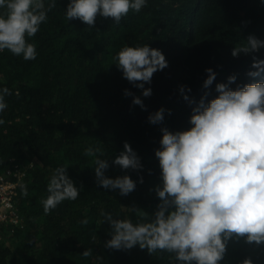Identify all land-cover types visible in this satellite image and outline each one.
Wrapping results in <instances>:
<instances>
[{"label": "trees", "instance_id": "16d2710c", "mask_svg": "<svg viewBox=\"0 0 264 264\" xmlns=\"http://www.w3.org/2000/svg\"><path fill=\"white\" fill-rule=\"evenodd\" d=\"M69 2L56 0L46 22L28 38L36 46V59L0 52V88L11 91L0 113L5 121L0 125V173L13 170L11 179L18 182L14 199L22 217L18 224L1 225L0 264H176L168 251L150 254L138 244L108 248L111 226L103 213L135 223L156 211L162 169L155 152L162 128L175 132L191 127L194 105L184 99L182 85L198 103L205 92L208 100L217 96L216 84L227 83L231 75L237 77L233 89L264 80V74L248 75L253 58L264 59V49L232 55L249 35L264 39V0H148L119 24L98 15L91 28L78 18L66 19ZM146 43L161 49L169 65L154 73L145 85L152 94L143 97L123 77L115 57L125 45ZM209 67L217 76L205 89ZM126 89L141 95L146 107L134 105ZM161 107L164 120L151 123L149 115ZM126 141L140 156L142 169L112 163ZM90 147L109 159L107 176L130 175L137 182L135 190L121 195L99 185L94 157L85 155ZM62 165L68 166L80 195L45 214L42 201L49 179ZM86 249L91 250L87 257L82 255ZM247 258L264 264V245L233 237L221 264H241Z\"/></svg>", "mask_w": 264, "mask_h": 264}, {"label": "clouds", "instance_id": "9594fccd", "mask_svg": "<svg viewBox=\"0 0 264 264\" xmlns=\"http://www.w3.org/2000/svg\"><path fill=\"white\" fill-rule=\"evenodd\" d=\"M55 3L56 0H47L46 7V0H0V52L7 49L24 60L36 59V46L28 38L37 34ZM147 3L148 0H70L65 17L68 21L78 18L89 28L95 25L98 15L114 18L119 24L130 11L139 13ZM261 49L264 39L249 35L245 43L233 48L232 55ZM115 60L123 77L141 89L143 97L152 94V88L145 85L151 84L154 73L169 65L163 51L149 43L125 45ZM252 69L250 77L264 74V59L254 57ZM206 72L203 87L208 89L217 73L211 67ZM236 79L231 75L227 83L216 84L218 95L208 100L210 93L205 92L198 103L187 95L185 86L180 87L184 99L194 105L191 127L175 132L162 128L161 147L155 152L162 169V185L156 187L160 198L157 209L135 223L103 213L111 226L108 248L131 249L138 244L150 254L157 250L173 253L176 264H221L233 237L264 245V80L233 89L230 85ZM8 95L9 88H0V113L7 107ZM125 95L133 96L134 105L146 107L141 95L129 89ZM164 115L161 107L148 119L156 124L164 120ZM4 123L0 118V125ZM85 155L94 157L96 180L103 188L119 190L121 195L135 190L137 182L130 175L112 178L105 174L110 163L108 158H102L101 149L90 147ZM112 163L122 169L143 168L140 156L127 141ZM67 168L57 167L49 179L48 195L42 201L45 214L80 195L81 189ZM22 187L27 195L26 186ZM90 254V249L82 253L85 257ZM241 264L254 262L247 258Z\"/></svg>", "mask_w": 264, "mask_h": 264}, {"label": "built area", "instance_id": "2783aa9c", "mask_svg": "<svg viewBox=\"0 0 264 264\" xmlns=\"http://www.w3.org/2000/svg\"><path fill=\"white\" fill-rule=\"evenodd\" d=\"M12 174V169H7L6 172L0 173V229L3 223L12 222L18 224L22 220L14 199L18 182L11 179Z\"/></svg>", "mask_w": 264, "mask_h": 264}]
</instances>
